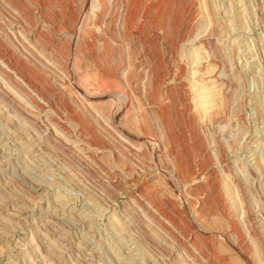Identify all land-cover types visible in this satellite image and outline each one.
Returning <instances> with one entry per match:
<instances>
[{
  "label": "rangeland",
  "instance_id": "obj_1",
  "mask_svg": "<svg viewBox=\"0 0 264 264\" xmlns=\"http://www.w3.org/2000/svg\"><path fill=\"white\" fill-rule=\"evenodd\" d=\"M0 264H264V0H0Z\"/></svg>",
  "mask_w": 264,
  "mask_h": 264
}]
</instances>
